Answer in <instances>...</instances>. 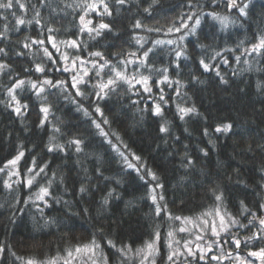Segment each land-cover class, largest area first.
Returning a JSON list of instances; mask_svg holds the SVG:
<instances>
[{
  "label": "trees",
  "instance_id": "1",
  "mask_svg": "<svg viewBox=\"0 0 264 264\" xmlns=\"http://www.w3.org/2000/svg\"><path fill=\"white\" fill-rule=\"evenodd\" d=\"M31 2L36 3L37 0ZM107 2L113 11L111 17L91 13L86 19H92L94 24L101 21L110 23L113 30H105L94 39L87 32L78 34L79 15L82 14L78 8L75 12L67 9V16L63 12L56 14L47 8L42 9L43 29L35 22L15 25L11 12L23 15L18 7L7 12L0 9V14L8 16L13 28L8 39H0V47L8 53L7 56L0 54V63L9 65V68L0 70V168L4 169L0 172V245L5 249L0 253V264H26L28 259L46 264L63 259L68 251L75 254L77 245L88 244L93 235L111 264H117L119 254L107 245V239L113 240L118 247L130 244L136 249L154 239L156 231L160 232V255L156 264H167V233L172 231L175 235L180 232L179 228L185 226L183 220L169 219L168 213L172 217L197 219L202 214L204 222L209 217L205 213L217 208L226 214L231 213L241 224L247 225L244 228L233 227L230 234L224 232L227 236L221 232L220 237H225L230 243L235 234L241 239L239 248L229 244L233 255H248L249 251L264 247V232L258 219L248 223L252 219L251 213H255L257 218L264 217V208L260 207L264 204V187H261L264 184L261 171L264 168V149L260 147L264 145V51L259 54L245 52L246 48L250 49L253 43L258 42L259 36L264 35V0H250V3L249 0H238L240 4L249 3L247 17L240 16L237 9L229 12L225 0H216L215 4L212 0H199L205 13L215 11L229 15L234 23L222 28L210 16H202L197 36L185 41L188 59H179V69L175 66L177 46L166 43L154 45L153 42L177 39L180 33L169 34L167 28L173 21L179 25L180 15L189 13L188 0H127L122 7L115 5L114 0ZM55 3L58 4L59 0ZM65 3H73V0H65ZM145 8L149 11L145 12ZM32 15L29 6L24 18L32 19ZM136 20L161 30L135 29L133 24ZM4 23L0 19V30ZM188 23L191 26L192 21ZM49 26L60 31L49 34ZM49 35L54 37L59 51L52 48L47 39ZM25 37L44 39L43 47L49 49L55 63L43 55L39 45L23 48L19 42ZM134 37L144 38V49L136 44ZM70 39H77L80 49L60 43ZM201 44L206 47L201 48ZM148 47L153 51L145 66L120 63L121 60H137ZM94 51L102 52L110 64L100 70L98 66L103 61L89 55ZM18 52L24 55H17ZM129 52H136L137 57L115 55ZM217 52L221 55L212 60ZM62 54L68 55L69 59H61ZM76 56L85 63L76 60L73 65L72 60ZM237 56L240 57L239 62ZM201 58L210 64L211 70L203 69L199 64ZM225 59L227 63H224ZM36 63L43 64L44 73L35 71ZM65 67L69 70L64 71ZM113 67L117 71H125L129 77L137 75V72L150 76L151 97L135 81L132 87L118 81L114 92L98 100L95 96V92L100 91L98 85L115 78ZM164 68H168L167 74L172 81H181L179 96L174 83L171 87L167 83L157 84L163 75L157 70ZM85 70L88 71L87 76L83 75ZM98 70L99 76L96 75ZM217 70L227 83L221 82L216 75ZM73 76L77 79L83 77L85 81L78 85L85 96L75 99L88 109V116L72 102L75 94L71 87ZM193 77H198V80ZM45 78L53 83L64 81L65 84L56 88L45 86L46 91L37 97L26 83L17 90V96L28 108L18 116L13 111L14 103L12 107L8 106L6 87L15 79L43 81ZM161 89L168 101L166 105L159 101ZM154 103H161L162 116L153 115ZM42 105L50 106V112L44 125L40 126L44 118L40 112ZM97 105L103 116L95 111ZM177 105H195L198 114H190L181 120ZM105 117L109 121L107 124L103 123ZM93 120L101 124L107 137L100 134ZM225 122L233 124L232 131L216 133L215 127ZM161 125L168 131L161 132ZM56 128L60 131L56 132ZM205 129L208 130L207 136ZM52 137L54 139L50 140ZM73 138L83 141L79 153L74 145L68 144ZM50 142L65 145V151L48 152ZM116 149L136 167L129 168ZM202 150L207 151V155ZM20 151L24 156L17 164H8ZM33 158L34 172H29ZM187 159L193 163L188 165ZM45 164L48 165L45 172L37 176L30 187L27 186V180ZM136 168L140 169L139 173ZM147 169L156 173L164 185L163 189H156L157 194L162 192L165 197L160 201L157 195V203L162 208L167 204V210L159 216L155 215L156 204L149 197V189L155 187L156 182L147 176ZM14 172L19 175L9 176ZM141 175L145 180H141ZM5 180L12 185L11 189L5 188ZM81 185L87 188L85 193H80ZM41 186L48 187L51 193L44 200L36 198ZM213 188L223 192L221 202L215 200ZM110 191L109 203L103 205V198ZM241 201L249 212H243ZM41 226L42 230L38 231ZM101 228L102 233L98 231ZM253 233H259L260 238L245 244L244 238L253 236ZM182 247L176 246L178 249ZM13 252L23 259H16ZM190 259L188 256L185 261ZM125 264H139V260L133 258Z\"/></svg>",
  "mask_w": 264,
  "mask_h": 264
},
{
  "label": "snow or ice",
  "instance_id": "2",
  "mask_svg": "<svg viewBox=\"0 0 264 264\" xmlns=\"http://www.w3.org/2000/svg\"><path fill=\"white\" fill-rule=\"evenodd\" d=\"M154 2H155V0H154ZM212 2H213V4H215L216 0H212ZM225 2H226V8L228 9L229 12H231L232 9H237L240 16H242V17L248 16L247 9L249 8L250 0H249V3H243V4L238 3V0H225ZM114 3H115V5L122 7L127 3V0H114ZM29 6L31 7L33 15H32V19L26 20L24 18V15L27 14ZM14 7H18L20 10H22V13H23V15L17 16L16 12H14V11L11 12V15L13 17H15V25H17V26L18 25H24L26 23L32 24L33 22H35L36 25L41 26V29H43L44 25L42 24V9L47 8V9H49L50 13H56V14L63 12L64 15L67 16L69 14L67 12V9H72V11L75 12L76 9L78 8L80 10V12L82 13L79 15L80 27L78 30V34H83V33L87 32V34L94 39L95 37L101 36L105 30H107V31L113 30L112 25L110 23H105V22L101 21L98 24H94L92 19H90V18L86 19V17H88L91 13H95L96 15L101 16V17H103V16L111 17L113 15V11H112L111 7L109 6V3L107 2V0H91V2H90V0H73V3H65V0H59L58 4L55 3V0H37L36 3H32L31 0H0V9L5 10V12H7L8 10H12ZM187 7L189 9V13L180 15V17H179L180 24L177 25L176 22L173 21L172 25L167 28V32L169 34H171L173 32L180 33V35L177 37V39L176 40L169 39L167 41L156 40L153 42L154 45H161V44L166 43L168 45H176L177 46V49H179V50L175 51V56L177 58V63L175 64V66L177 69L180 68V64L178 61L181 57L188 59L187 52H186L187 44L185 43V41L189 37L197 36V29L201 25V17L202 16H210L213 20L217 21L221 25L222 28H227L230 23H234V21L231 19V17L229 15H226V14L221 15L219 12H215V11L205 13L203 11V8L200 6L199 0H188ZM144 11L148 12L149 9L145 8ZM0 19H2L5 22L3 24L2 30H0V39H8V33L11 30H13V28L10 27V24L8 22V16L6 14H0ZM189 21H192L191 26L188 23ZM133 28H135V29L144 28L148 32H153V31L159 32L161 30L159 28H152V27H148L146 25H143L140 20H136V22L133 24ZM15 30L18 31L19 29L15 28ZM58 31H60V29L56 28L54 26L47 27V32L49 34L54 33V32H58ZM41 35H43V32H41ZM134 38L136 40V44L139 45L141 49H144V43H142V41H144V38L143 37H134ZM47 39L51 43L52 48H55L57 51H59L57 43L54 40V37L52 35H49L47 37ZM19 43H21L22 47L25 49H31L33 45L41 46L42 51H43V55L45 57H47L48 60L52 61V53L49 51V49L47 47H43L45 44L44 39L25 37V40L21 41ZM60 43L66 44L68 47H71L74 49H80V47H81V44L78 43L77 39L60 41ZM199 46L201 48L206 47V45H202V44ZM152 51H153V48L148 47L147 49L143 50L141 57H139L137 60H134V59L121 60L120 63H122L124 65H137L138 64V66H141V67L145 66L147 64L149 54ZM262 51H264V35L259 36L258 42L253 43L251 45L250 49H247V48L245 49V52H248V53L259 54ZM0 54H2L4 56L8 55L6 49L3 47H0ZM17 55H24V53L18 52ZM89 55L93 56V57H98V58H100V60L103 61V63H100L98 66L100 70L104 69L106 66H108L110 64V61L107 60L103 56L102 52L94 51V52H90ZM115 55H117V56L127 55L129 57H137L136 52H129L126 54L116 53ZM220 55L221 54L219 52H217V53H215V56L211 57V59L215 60L216 56H220ZM61 59L67 61L69 59V57L66 54H62ZM76 60H80L81 64L85 63V61L83 59H81V57L76 56L72 60L73 65H75ZM236 60H237V62H239L240 57L237 56ZM52 62L55 63V61H52ZM227 62L228 61L225 59L224 63H227ZM244 63L247 64L248 61L245 60ZM199 64L203 67V69L205 71L211 70L210 64L206 63L203 58H201L199 60ZM95 66H96V64L94 62V67ZM147 67L149 69H151L152 66L150 64H148ZM6 68H9V65L4 64V63H0V70L6 69ZM45 70L46 69L42 63H36L35 64V71L37 73H44ZM68 70L69 69L67 67L64 68V71H68ZM25 71H29V69H25ZM112 71L115 72V78H109L106 83H101L100 85H98L100 91L95 92V96L98 100L105 99L108 96L109 92H114L116 90V86L118 85V81H123V82L129 84L130 87L133 86V81H135L136 84H141L143 86V92L149 93L150 97H151L152 87L149 84L150 76L143 75V74H140L139 72H137V75L129 77L128 75L125 74V71H117L115 69V67L112 68ZM157 71H162V73H163L162 79L157 81V84L167 83L168 86L171 87L174 83L175 85H177L176 95L179 96L180 95L179 86L181 84V81L179 79L172 81L167 74L168 68H164L162 70H157ZM83 75L87 76L88 71L85 70ZM96 75L97 76L100 75L99 70L96 72ZM216 75L218 77H220L221 82L227 83V81L224 80L223 76H221V74L218 70L216 71ZM72 79H73V83H72L71 87L73 89H75V94H74L72 102L78 104V110H82L84 112V114L86 116H88V115H90L88 109L84 108L83 105L79 104V102L75 99V97H84L85 96V93L78 87L79 84L85 83V81L83 80V77H81L80 79H77V76H73ZM193 79L198 80V77H193ZM26 83L28 85H30V88L32 90H34L35 95L37 97H41V95L46 91L45 86H48L49 88H56L58 86H62L65 84L64 81H56L55 83H53V81L51 79H48V78L43 79V81H39V80H36V81L27 80L26 81L25 79H15L13 83H11L9 86L6 87V93H7V96L9 98V101H10L8 106L12 107V103H14L15 107L13 108V111L18 116L22 114V110H25L28 108V105L26 103L22 104L20 99H18V96H17V90L22 89ZM106 89L108 91H105ZM64 91H66V88L64 89ZM160 91H161V94L159 96V101H161L163 104L166 105L168 103V101L165 99V96L163 94V89H161ZM136 94L139 95L140 93L137 92ZM43 99L46 100L47 97H43ZM65 99H67V96L65 97ZM133 103L134 104L138 103V101H133ZM177 109H178V113L180 114L181 120H183L185 118V116H188L190 114H198L195 105H192L190 107H182V106L177 105ZM95 111L97 113H99L101 116H103V112L98 105L96 106ZM40 112L44 114V118L40 121V126H43L45 121L48 119V114L50 112V106L42 105L40 108ZM153 115H156V116H162L163 115V109L161 107V103H154ZM92 123L95 125V127L97 129H100L101 135L107 137L108 134L103 131L100 123H97L95 120H93ZM103 123L104 124L109 123V121L107 120L106 117L103 119ZM232 129H233V124L231 122H225V123L218 124L215 127L214 131L216 133L227 134V133L231 132ZM55 131L59 132L60 129L56 128ZM160 131L161 132H167L168 128L164 125H161ZM204 134L206 136L208 135L207 129L204 130ZM53 139H54V137L50 138V140H53ZM117 139H119L118 136H117ZM82 143H83V141L81 139H78V138H73V139L68 141L69 145L75 146V151L77 153L82 151V148H81ZM109 143H111V141H109ZM113 147L115 148V146H113ZM260 147L262 149H264V145H260ZM47 150H48V152H53L56 150L63 152V151H65V145L50 142L49 145L47 146ZM249 150L251 151V147H249ZM116 151L123 158L124 162L127 163V166L129 168H135L136 167L135 165L128 162V157L125 156V154L123 152H120L119 149H116ZM202 151L204 152V155H207V151H204V150H202ZM23 156H24V152L20 151L14 159L8 161V164L15 166L17 164V162ZM135 159L139 160L140 157H135ZM192 163H193V161L191 159H187L188 165H191ZM47 166L48 165L45 164L42 167H40L39 171H36L35 174L32 176V178L27 180V182H26L27 186L30 187L33 184L36 177L39 176L41 173L45 172V169L47 168ZM5 167H7V165H5ZM34 167H35V158H33V167L29 168L28 171L34 172ZM141 167H143V165ZM3 171H4V169L0 168V172H3ZM136 171L139 173L140 169L136 168ZM261 171H262V173H264V168H262ZM11 175H19V173L18 172L9 173V176H11ZM53 176H55V173H53ZM147 176L150 177L152 181L156 182L155 187H150V189H149V197H150L151 201L154 204H156L155 215L159 216L162 211L167 210V204H164V206L162 208L161 205L159 203H157V195H159L160 201H164L165 197H164L162 192L157 194L156 189H163L164 185H163V183L160 182V177H158L156 175V173L152 172L151 169H147ZM140 178H141V180H145L144 175H141ZM50 183H51V181H49V184ZM4 186L7 189L12 188V185L8 182V180L4 181ZM261 187H264V184H262ZM79 191H80V193H85L87 191V188L84 185H81ZM211 191L215 197V200L218 202H221L223 199V192H218L217 189H215V188H213ZM49 195H51L49 188L41 186L39 189V194L37 195L36 198L38 200H44L45 197H47ZM111 196H112V192L110 191L103 198V201H102L103 205H107L109 203V197H111ZM241 204L243 206V201H241ZM260 207L264 208V204H261ZM84 211L87 212V209H85ZM249 211L250 210L247 209L246 206H243V212H249ZM243 212H242V214H243ZM205 215H211V213H205ZM216 215L219 216V231L217 230V225L215 223H213L211 226V233L213 236L217 237V239L215 241H213L211 244H209L207 246V249L201 248L200 245L196 246L200 251L198 258L201 261H205V259H206L205 252H211L212 248H213V244L220 246L221 232H225V233L230 234V229L232 227H236V226H238L240 228L247 227V225L241 224L239 220H237L234 216H232L231 213H227V219H226L224 215L220 214L219 208H217V210H216ZM251 215H252V219H250L248 221V223L252 224L253 220L258 219L259 225L261 226V231L264 232V217L257 218L255 213H251ZM168 218L169 219H175V220H185V221L191 222L189 217H180V216L172 217L171 213H168ZM45 223L47 224V221ZM204 223L207 224L208 221H204ZM42 228H43V226H41V229H38V231L42 230ZM98 231H100L102 233L103 229L102 228L98 229ZM179 231L184 232V231H186V229L181 227L179 229ZM167 236L172 237L173 232L169 231L167 233ZM254 238L259 239L260 238L259 233H253V236L245 237L243 242L245 244H247L249 241H251ZM196 239L200 240V239H203V237L197 236ZM159 240H160V232L156 231L154 234V239H152L151 241H146L145 245L143 247L136 248V249H133L130 244H124V245L118 247L117 244L111 239H107L106 243L109 247H111L112 249H115L116 252L119 254L117 264H125V262L129 259V253H133V252L137 257H140L139 264H146V262L149 260H151V264H156L155 257L160 255V249L158 247V241ZM228 242L229 241L227 239L224 240L225 244H227ZM231 242L233 244H235L236 248H239L242 241H241V239H238L235 236H232ZM177 243H179V242L177 241ZM188 243L189 242L186 241L184 244V248L187 249L186 256L178 248L175 250H172L167 254V257H166L167 264H177L178 259L181 256H184L185 259H187V256H191V257H193V259H196L197 254L193 252L192 248L188 247ZM167 247L169 249H172L171 241L168 242ZM4 250H5L4 246L0 245V253H3ZM75 251H76V253H80L82 251L86 252V253L90 252L92 254V257H94V259H92V264H111V261L107 255V253L104 251L101 244L97 241L95 235H93L92 240L88 244L77 245L75 247ZM12 255L16 256V253L13 252ZM68 255L72 256V252L68 251ZM231 256H232V253H230V252L224 253L223 249L221 247L220 255H212L211 260L217 261L218 264H222V261L225 258H230ZM248 257L256 258L260 261V264H264V247H261L255 251H249ZM16 259L22 260L23 258L16 256ZM235 259L239 261V264H254V262L251 260H246L244 258H241L238 253H237ZM26 264H42V262L34 260V259H28L26 261ZM48 264H55V260L48 262ZM66 264H67V261H66Z\"/></svg>",
  "mask_w": 264,
  "mask_h": 264
},
{
  "label": "rangeland",
  "instance_id": "3",
  "mask_svg": "<svg viewBox=\"0 0 264 264\" xmlns=\"http://www.w3.org/2000/svg\"><path fill=\"white\" fill-rule=\"evenodd\" d=\"M219 212L221 215H224L225 218L227 219V217H226L227 214L224 213V211L219 210ZM210 213H211V215H209V217L206 218V221H208L207 224H205L203 222V218L201 217L202 216V214H201L198 219L196 217L190 218L191 222L183 220V222H185V226H183V228H185L186 231L176 232L175 235L173 233L172 237H168L167 244L169 241H171V243H172V249L168 248L169 252L177 249L176 246H178V247L183 246L180 249V251L183 252L186 256L187 249L184 248V244L187 241V242H189L188 247L192 248L193 252L197 254L196 259H193V257L189 256V258H192L189 261H185L184 256H183L184 260H181L183 257H179L177 264H199L200 262L202 264H208L209 262L212 264H218L217 261L211 260V256L212 255H220L221 247H222L224 253H229V252L232 253V249L230 248L231 245H229V244H232V245H235V244H233L232 242L231 243L228 242L227 244H225L224 240L226 238L222 236V237H220V246L213 244L212 251L211 252H205V257H206L205 261L199 260L198 257H199L200 251L196 246L200 245L201 248L207 249V246L217 239V237L213 236L211 233V226L213 223H215L217 225V230L219 231V216L216 215V211H213ZM178 234L180 236H178ZM223 235L227 236V234H225V233ZM197 236H201V237H203V239L197 240L196 239ZM235 237H236V234H235ZM177 241L179 243H177ZM236 255L232 254V256L230 258H225L222 261V264H228L229 262H230L229 264H233V263H231V258L233 259L234 264H239V261L235 259ZM239 256L241 258L246 259V260L253 261L254 264H260V261L256 258L248 257V255H243V254H241V255L239 254ZM157 257L158 256L155 257V260ZM133 258L138 259L140 262V257H137L134 254V252L129 253V259L128 260L131 261V259H133ZM92 259H94V257H92V254L90 252L86 253V252L82 251L80 253H76V252H75V254L72 253V256L67 255L63 259H58V260L55 259V264H63V263L66 264V261H67V264H92ZM48 262H50V261H48ZM48 262H46V264H48ZM146 264H151V260L147 261Z\"/></svg>",
  "mask_w": 264,
  "mask_h": 264
},
{
  "label": "flooded vegetation",
  "instance_id": "4",
  "mask_svg": "<svg viewBox=\"0 0 264 264\" xmlns=\"http://www.w3.org/2000/svg\"><path fill=\"white\" fill-rule=\"evenodd\" d=\"M234 264V262H232Z\"/></svg>",
  "mask_w": 264,
  "mask_h": 264
}]
</instances>
